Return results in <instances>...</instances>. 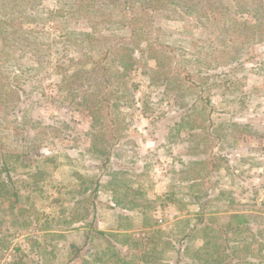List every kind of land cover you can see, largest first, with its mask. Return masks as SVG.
Masks as SVG:
<instances>
[{
    "label": "rangeland",
    "instance_id": "1",
    "mask_svg": "<svg viewBox=\"0 0 264 264\" xmlns=\"http://www.w3.org/2000/svg\"><path fill=\"white\" fill-rule=\"evenodd\" d=\"M115 1L0 0V264H264V0Z\"/></svg>",
    "mask_w": 264,
    "mask_h": 264
},
{
    "label": "trees",
    "instance_id": "2",
    "mask_svg": "<svg viewBox=\"0 0 264 264\" xmlns=\"http://www.w3.org/2000/svg\"><path fill=\"white\" fill-rule=\"evenodd\" d=\"M123 2L127 5L130 4L131 1L123 0ZM113 3L117 2L113 0L112 4ZM146 6V11L148 14H152L154 11L160 8L158 2L150 3ZM129 13L130 12H127V10L124 9V15L126 14L125 17H127L129 20H132V16H129ZM130 23L131 25L133 24L132 21H130ZM91 36V34H87V38H90ZM106 56H108V54H106ZM105 60L108 59L103 56L102 61ZM92 197L93 196L87 200L86 204L92 207V211H94V204L91 200ZM21 201L22 195L10 173V167L6 161H2V167L0 169V234L3 233L4 230H6V234L0 237L1 253L9 250V247L12 243L11 238L13 237V233H10L8 228L5 227L6 224H8V220L3 217L4 213H9V216L12 220V225L17 227L19 231H25L30 225V219L26 216L27 210L23 207V205H21ZM88 227H90V225ZM91 230L93 229L91 228Z\"/></svg>",
    "mask_w": 264,
    "mask_h": 264
},
{
    "label": "crops",
    "instance_id": "3",
    "mask_svg": "<svg viewBox=\"0 0 264 264\" xmlns=\"http://www.w3.org/2000/svg\"><path fill=\"white\" fill-rule=\"evenodd\" d=\"M118 204L122 207H120L121 208L120 211L116 212L115 218H113L112 220L107 219V221H106L107 225H108L107 228L98 229V231L96 230V232H94V233H93V230L86 233L88 235L86 236L85 245L89 241H92V243L94 244V247L92 249V255L96 256V260H97L96 264H116L114 262V260L105 259V256H104L105 252L110 251L113 256H119L118 252L122 251L124 248V245L127 244L125 242V238L126 239L129 238V236H128L129 232H131V230L133 231V229L135 227V225H133V222H131V220L130 221L128 220V214L129 213L134 214L133 210L132 211H130L129 209L127 210V208L123 207V205H122L123 203H121V202H118ZM110 215H111V212H110ZM115 219H117V220H115ZM152 229L153 228H149L148 226H146L144 233L147 234L149 237ZM148 231H149V233H148ZM148 237H146L144 239H147V241H148ZM98 240H100L104 244L105 243L107 244L106 245L107 247H103L102 250H99V253H98V250H96L95 243H94ZM127 245H131L130 239H129V243ZM103 249H106V250H103ZM115 250H117V251H115ZM133 251H134V249L132 247L128 248V254L129 255L133 254ZM89 252L91 253V251H89ZM147 260H148V257L143 256V257H141V259L139 258L137 264H143L141 261H147ZM124 264H126V263H124ZM131 264H136V263L133 262Z\"/></svg>",
    "mask_w": 264,
    "mask_h": 264
},
{
    "label": "built area",
    "instance_id": "4",
    "mask_svg": "<svg viewBox=\"0 0 264 264\" xmlns=\"http://www.w3.org/2000/svg\"><path fill=\"white\" fill-rule=\"evenodd\" d=\"M160 222H162V220H160Z\"/></svg>",
    "mask_w": 264,
    "mask_h": 264
}]
</instances>
